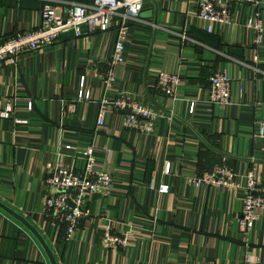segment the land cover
Segmentation results:
<instances>
[{
	"label": "crops",
	"instance_id": "0c3cea01",
	"mask_svg": "<svg viewBox=\"0 0 264 264\" xmlns=\"http://www.w3.org/2000/svg\"><path fill=\"white\" fill-rule=\"evenodd\" d=\"M64 1L0 0V40L38 27L43 6ZM252 1L261 2L264 25V0ZM230 2L233 23L212 24L211 34L221 39L214 48L190 32H208L211 25L198 17L195 0H145L142 12L152 10L153 17L126 24L125 59L109 90L100 70L114 51L117 17L106 32L60 37L16 65H0V200L38 229L58 264H264V210L245 236L243 188H197L190 181L198 171L227 163L241 186L253 170L264 187V138L255 136L263 120L264 39L256 61L247 26L255 7L248 0ZM232 46L244 55L230 53ZM219 70L232 79L230 105L209 100V78ZM160 71L181 76L175 98L156 91ZM87 92L90 98L81 99ZM119 93L156 109L153 133L125 129L112 104L96 129L100 101ZM91 143L114 185L90 195L89 216L66 241L63 229L42 214L47 166L64 145ZM109 231L130 233L129 243L112 245ZM0 264H50L36 237L1 208Z\"/></svg>",
	"mask_w": 264,
	"mask_h": 264
},
{
	"label": "built area",
	"instance_id": "2783aa9c",
	"mask_svg": "<svg viewBox=\"0 0 264 264\" xmlns=\"http://www.w3.org/2000/svg\"><path fill=\"white\" fill-rule=\"evenodd\" d=\"M231 0H225L224 6L218 5L216 0H195L198 17L209 25L208 33L212 31V24H231L233 16ZM255 13L247 26L254 32L253 53L258 61V51L264 39V25L262 19V5L259 1H252ZM145 0H65L63 3L47 2L41 12V22L31 30L9 35L0 40V65H16L21 56L49 47L59 41L61 34L74 29L77 36L82 35L80 28L88 26L90 32H106L112 28L115 17L118 18V33L111 58L100 70L106 88L112 89L116 82V68L125 59L126 24L141 19ZM120 23V24H119ZM184 40L192 39L186 35ZM181 76L177 73L160 71L155 85L156 91L165 98H175ZM209 100L215 104H231L232 79L225 70L213 72L209 78ZM80 98L89 99L90 93L80 94ZM108 104H112L114 111L123 114V127L141 134H151L155 131L160 117L156 109L137 100L128 93H119L112 99L100 101L96 129L103 126L109 113ZM32 108V102H29ZM8 111L10 110L7 109ZM4 117L8 113L3 114ZM256 137L264 138V119L259 122ZM65 147V148H64ZM66 158L68 159L66 161ZM80 162L82 167L79 168ZM170 170L167 165L166 171ZM45 183L48 188L42 214L53 225L63 229L65 240L70 241L89 216V197L92 193H108L113 185V176L107 171L99 169L95 157L93 143L80 148L74 144H66L57 152L56 160L47 166ZM236 173L227 163L213 167L210 171H198L190 177V181L197 188L215 187L245 192L244 208L240 218V230L245 236L253 231L255 222L260 217V210H264V187L258 183L255 171L245 173V186H241ZM168 186H162L166 193ZM131 234L113 235L109 231L107 241L116 247H125L129 243Z\"/></svg>",
	"mask_w": 264,
	"mask_h": 264
},
{
	"label": "water",
	"instance_id": "95a60500",
	"mask_svg": "<svg viewBox=\"0 0 264 264\" xmlns=\"http://www.w3.org/2000/svg\"><path fill=\"white\" fill-rule=\"evenodd\" d=\"M153 11L148 10L141 13V17L144 18H152L153 17ZM81 33H85L89 31L88 26H82L80 28ZM190 32L192 33L193 37L209 46H212L214 48H219L221 46V39L219 36L208 33L207 31L198 28V27H191ZM76 32L74 29H71L68 32H64L61 34L62 38H70L75 37ZM230 53L237 55V56H243L244 55V49L237 46H232L229 49ZM262 118L264 119V104L262 106ZM0 208L6 211L8 214H10L12 217H14L16 220H18L20 223H22L38 240L42 248L44 249L50 264H58V261L56 259V255L54 251L52 250L51 246L48 244L44 236L38 231V229L32 225L24 216L16 212L14 209L8 207L5 203H3L0 200Z\"/></svg>",
	"mask_w": 264,
	"mask_h": 264
},
{
	"label": "trees",
	"instance_id": "16d2710c",
	"mask_svg": "<svg viewBox=\"0 0 264 264\" xmlns=\"http://www.w3.org/2000/svg\"><path fill=\"white\" fill-rule=\"evenodd\" d=\"M64 232V231H63ZM64 237H65V234H64Z\"/></svg>",
	"mask_w": 264,
	"mask_h": 264
}]
</instances>
